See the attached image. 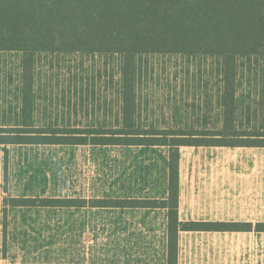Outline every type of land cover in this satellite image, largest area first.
<instances>
[{
    "label": "trees",
    "instance_id": "obj_1",
    "mask_svg": "<svg viewBox=\"0 0 264 264\" xmlns=\"http://www.w3.org/2000/svg\"><path fill=\"white\" fill-rule=\"evenodd\" d=\"M0 51L20 54L16 122L10 128H0V143L170 146L166 200L97 201L100 205L166 207L167 264H177L180 230L264 231V223L180 221L178 218L180 145L264 146L259 132L244 134L251 136L242 138L246 136H241L232 126L235 85L243 63L248 64L249 70L252 64H260L264 71V0H0ZM59 51L106 54L116 59V74H112L116 102L111 101L113 122L109 130L36 126L33 88L36 56ZM149 55L208 60L218 77L219 102L226 125L202 133L171 134V139L168 133L137 128V80L141 73L138 62ZM184 138L192 140H180ZM11 201L16 206L65 203L54 198ZM74 202L71 200L70 204Z\"/></svg>",
    "mask_w": 264,
    "mask_h": 264
},
{
    "label": "crops",
    "instance_id": "obj_2",
    "mask_svg": "<svg viewBox=\"0 0 264 264\" xmlns=\"http://www.w3.org/2000/svg\"><path fill=\"white\" fill-rule=\"evenodd\" d=\"M0 145L5 153L8 150L9 180L7 191L0 184V204L4 196L65 202L59 206L7 203L4 208L72 210L75 228L90 232L83 238L81 259L69 264H167L166 207L97 201L166 200L169 145ZM2 155L0 151V174ZM178 218L264 223V146L180 145ZM62 221L67 223V217ZM177 264H264V231L180 230Z\"/></svg>",
    "mask_w": 264,
    "mask_h": 264
},
{
    "label": "rangeland",
    "instance_id": "obj_3",
    "mask_svg": "<svg viewBox=\"0 0 264 264\" xmlns=\"http://www.w3.org/2000/svg\"><path fill=\"white\" fill-rule=\"evenodd\" d=\"M138 64L137 128L168 133L171 139V134L202 133L226 125L218 77L208 60L149 55ZM115 67L116 59L106 54H37L33 74L36 126L109 130L113 122L111 101L116 102ZM250 69L243 63L235 85L232 126L246 136L242 138L256 132L264 138V71L256 63ZM19 75L20 54L0 51V128H10L16 122ZM4 148L0 145V184L7 191L8 150L5 153ZM7 203L12 201L4 196L0 204V264H69L81 259L82 241L90 232L75 228L74 211L8 209L4 208ZM64 216L67 223L62 221Z\"/></svg>",
    "mask_w": 264,
    "mask_h": 264
}]
</instances>
